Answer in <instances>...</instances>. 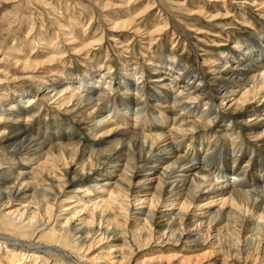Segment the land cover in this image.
Returning <instances> with one entry per match:
<instances>
[{
  "label": "rangeland",
  "instance_id": "374dc122",
  "mask_svg": "<svg viewBox=\"0 0 264 264\" xmlns=\"http://www.w3.org/2000/svg\"><path fill=\"white\" fill-rule=\"evenodd\" d=\"M263 31L264 0H0V134L6 132L13 137L16 133L25 132L32 141L30 148L40 151L38 144L42 143L43 146L38 155L36 151L27 154L26 150L9 147L7 144L10 142L0 141V166L15 174L0 180V198L16 196L18 188L24 187L29 195L39 200L47 199L52 205L51 208L45 204L40 206L44 216L33 227L12 223L9 218L0 216V232L29 240L35 231L38 237L50 238L60 247L68 249L75 258L80 257L78 260H94L102 255L103 259L98 264H105V259L110 260L112 254L109 251L126 254L123 264H264V245L259 251L243 253L232 245L230 236L223 240L224 243H211V240L196 244L191 242L195 238L191 234L183 235L181 240L170 234L161 237V230L155 225L152 240V229H146L133 241L131 234L136 230L133 220L136 212L125 221L131 231L128 233L124 231L121 235H112L111 230L116 227H109L105 234L109 223L103 220L100 226L98 218L96 232L87 237L69 230L63 237H54V230L60 229L74 215L73 205L68 204L75 198L69 202L68 191L78 188L81 189L78 197L89 196L82 189L99 192L102 186L100 182L107 179L106 176L97 175H93L98 178L96 181L82 178L88 185L98 184L99 187L94 188L85 186L80 178L74 180L77 174L84 171V159L103 168L107 163V154L121 147L119 143L125 137L113 135L106 141L102 140L106 138L94 141L92 136L94 132L99 135L111 129V125H102L95 131L94 126L100 115H108L114 121V108L123 111L124 106L128 105L134 112L142 110L147 117H158L162 112L170 119L175 116L180 118L181 112L193 109L204 122L226 111V121H216L211 131L208 126L194 122L196 136L208 130L221 138L222 145L223 140L235 134L245 140V145L254 147L262 158L260 164L264 166V139H252L250 134L263 126V118L235 124V105L227 106L228 99L220 105L221 97H214V89L219 85L227 84V89L236 87L237 75L227 71L234 62L231 60L233 63H227L223 55L241 56L242 49L237 43L246 39L259 41ZM175 56L178 62L183 61L186 70H193L202 79L197 93H203V98L197 103L188 100V97L177 99L185 103H180L185 109L174 104L172 99L165 102L155 98V95L164 97L165 93L161 92L168 82L161 80L157 66L165 57L174 59ZM89 72H92V78L88 88H97L93 99L100 103L98 113L92 116L87 114V101L74 99L66 105L63 104L66 95L50 93L48 96L45 94L47 91L38 86L42 83L49 86L57 81V87L59 82L67 80L72 85L69 90L75 88V93L87 95L86 84L71 82L77 77L87 76ZM105 72L107 76H103ZM134 83L145 84L144 96L135 98L136 91L132 89L125 94L126 85L134 86ZM170 89L173 90L172 87ZM178 90L174 88V95ZM100 93H103L101 99ZM252 104L257 106L259 103L253 101ZM253 124L255 126L251 128ZM126 143L134 152L133 142L127 139ZM60 144L64 145L62 150L67 153V159L55 162L52 157L53 165L49 171L36 170L38 163L45 160L48 153L60 152ZM71 154L75 155L73 166L68 163ZM213 155L222 157L215 152ZM194 156L205 161L202 155ZM130 157L134 158L132 153ZM37 159L40 161L37 162ZM246 161L242 158L239 165L243 167ZM71 168L77 169L74 173L67 171ZM22 171L27 175L23 174V178L18 179L16 175ZM223 181L222 178L217 180L218 183ZM47 214H51V218ZM89 219L84 216L82 222L88 223ZM125 222L119 225L120 228L126 226ZM76 224L71 222L67 228L74 231ZM6 240L0 239V264H10L11 261L15 264H71L52 252L27 247L22 249L17 245L23 254L16 257L18 259L10 258V254L5 257L3 253L7 248H3L6 245L3 242ZM120 259L118 261L121 262Z\"/></svg>",
  "mask_w": 264,
  "mask_h": 264
},
{
  "label": "bare ground",
  "instance_id": "6f19581e",
  "mask_svg": "<svg viewBox=\"0 0 264 264\" xmlns=\"http://www.w3.org/2000/svg\"><path fill=\"white\" fill-rule=\"evenodd\" d=\"M237 45L242 49L241 56L223 55L224 59H227V63L234 62L232 67L227 68V71L237 75L235 78L236 87L227 89V84L224 86L219 85L214 89V97L215 99L221 97L220 105H223L226 99H228L227 106L235 105L234 110L237 111V116L235 119L231 118V120L234 119L233 123L235 124L246 123V121L253 122L262 118L264 120V31L260 34L259 41L252 40L250 42L246 39L238 42ZM177 59L176 56L174 59L166 57L162 60L159 59L157 70L161 73V80H168V82L165 83V89L161 92L165 93L164 97L155 95V98L158 101L165 102L172 99L174 104L180 106L183 103L177 101L179 98L182 100L188 97V100L197 103L203 98V93H197L202 79L193 70H186L183 61L179 60L178 62ZM29 62L30 60L28 65H30ZM88 75L77 77L71 82L73 84H86L87 95H82L79 92L75 93L73 91L75 88L69 90V88L72 89V85L67 80L64 81L65 83L63 81L62 83L59 82L57 87V81L49 86L44 85V83L38 86L39 88L43 87L47 91L45 94L48 96L50 93H54L55 96L61 93L66 95L64 99L66 101L63 103H66V105H69L74 99L87 101V114L92 116L98 113L100 103L95 102L96 98L93 99L97 88H88L92 72H89ZM103 76H107V72ZM197 81L199 83H196ZM109 83H111L110 80ZM134 84V86L126 85L125 94L132 89L136 91L135 98L144 96L146 92L144 91L145 84ZM181 86H183L182 89ZM171 87L173 90L174 88L179 89L176 95L170 89ZM101 92H104V90ZM36 94L38 96V92ZM101 94L103 93H100V99ZM185 101L189 103L187 100ZM253 101H257L259 104L254 106ZM182 109H185V107H182ZM192 110L181 112L179 115L182 117L180 118L175 116L170 119L162 112H160V116L152 115L150 118L142 110L134 112L131 107L126 105L123 111L117 108L113 109L112 113L116 118L114 121L108 118V115H100L97 125L94 126L95 131H98V128L102 125H111V129L101 132L99 135L94 132L92 135L94 141H99L102 138H106L102 139L106 141L108 137L113 135L125 138L121 139L123 141H120V143L118 142L121 145L120 148L117 147L113 152L107 154L105 167L99 168L91 160L84 159L82 161L84 171L80 175L77 174L74 180L78 178H80V181L82 178L98 180L93 175L106 176L107 179L100 182L102 186H100L99 192L92 193L94 190L82 189V192L89 196L78 197L80 188V190L75 188L68 191L70 194L67 196L68 201L70 202L72 198H75L71 204H68L69 206L73 205L74 215H71L72 217L60 229L54 230V237H63L66 230L87 237L95 231L98 218H100V226L103 225L102 223L105 220L110 225H107L104 231L105 234L110 230L109 227L112 229L116 227L111 230L112 235H119L124 231L128 233L130 230L125 221H128L131 214L136 212V218L133 219L135 220L136 230L132 231L131 234L133 241L134 237L136 239L138 234L140 235L146 229H152L151 232L149 231L152 237L155 230L154 226L157 225V228L161 230V237L170 234L173 237L178 236V240H181L183 235L191 234L195 236L191 242L199 244L202 241L211 242V240H213L211 243H222L224 239L226 240V237L230 236L232 245L238 247L241 252L259 251V248L264 245V166L260 164L262 158L254 147L245 145V140L240 139L235 134H231L226 140H223L222 145H220L221 138L213 132H208V130L200 136H196L194 122L208 126L211 131L216 121H226V111H223L220 115L215 114L210 120L204 122L202 117H199L198 113H194ZM250 126L253 128L255 124ZM250 134H252V139H264V124L259 130ZM127 139L133 142L134 152L130 151L129 143H126ZM0 141L10 142L7 144L9 147L26 150L27 154L36 151L34 147L30 148L29 143L32 141L25 132L16 133L13 137H10V133L6 134L4 132L0 134ZM212 143L213 145H211ZM38 146L40 151H36V155L41 153L43 148L42 143ZM59 147L60 152L57 154L46 153V159L38 163L36 170L49 171L53 165L52 157L56 160L55 162L67 159V153L62 150L64 145L60 144ZM184 147L187 149H183ZM214 152L219 156L222 155V157L216 158L213 155ZM130 153L133 154L134 158L130 157ZM194 154L204 156L205 161L196 158ZM70 158L68 163L73 166L75 155L71 154ZM191 158L194 160H191ZM242 158L247 160L246 165L243 167L239 165V160ZM229 160L231 162H228ZM39 161L37 159V162ZM145 164H148V166L146 167ZM250 166L251 169H248ZM3 169L0 166V180L5 176L12 177L15 175L13 172ZM76 169L71 168L67 171L74 173ZM102 172L106 173L102 174ZM23 174L27 175L22 171L21 174L16 176L18 179L23 178ZM218 178H222L223 183H218ZM82 182L88 187H99L98 184L88 185L84 180ZM36 199L37 201H35ZM47 201V199L39 200L36 196L29 195L28 190L20 187L16 196L9 195L0 198V216L9 218L12 223L33 227L42 220L44 213L42 214L43 210L41 211L40 206L45 204L49 208L52 207ZM15 202L18 204L15 205ZM48 216L51 218V214H47ZM84 216L90 217L88 223L82 222ZM71 222L77 223L74 231L67 228ZM123 222L126 226L120 228L119 225ZM154 233L155 236L156 232ZM150 235L147 236L150 237ZM13 236L15 235L0 232V239H7L3 242V244L6 243L3 248H7L3 253L5 257L10 254V258L18 259L16 257L22 255L23 252L20 251L21 249H17V245L22 249L27 247V249H41L44 252L45 250L46 252H52L54 255L60 256L61 259L70 261L71 264H98L103 259L101 255L94 260H78L80 257L75 258L68 249L60 247L50 238L38 237L35 231L33 237L29 240L26 237L21 239ZM227 241L229 240L227 239ZM109 253L112 254V257L110 260L105 259V264L119 263L118 258H121L120 264H123V260L126 259V254L121 253V251L116 254H113L112 251H109ZM10 264H15V262L11 261Z\"/></svg>",
  "mask_w": 264,
  "mask_h": 264
}]
</instances>
